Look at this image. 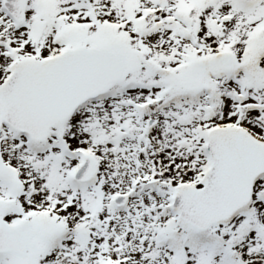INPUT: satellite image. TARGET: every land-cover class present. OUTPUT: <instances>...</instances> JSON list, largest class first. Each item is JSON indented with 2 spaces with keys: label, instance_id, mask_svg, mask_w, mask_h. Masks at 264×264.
Here are the masks:
<instances>
[{
  "label": "snow or ice",
  "instance_id": "obj_1",
  "mask_svg": "<svg viewBox=\"0 0 264 264\" xmlns=\"http://www.w3.org/2000/svg\"><path fill=\"white\" fill-rule=\"evenodd\" d=\"M0 264H264V0H0Z\"/></svg>",
  "mask_w": 264,
  "mask_h": 264
}]
</instances>
